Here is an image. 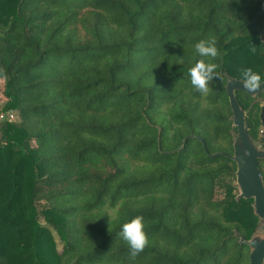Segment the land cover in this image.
<instances>
[{"label":"trees","instance_id":"trees-1","mask_svg":"<svg viewBox=\"0 0 264 264\" xmlns=\"http://www.w3.org/2000/svg\"><path fill=\"white\" fill-rule=\"evenodd\" d=\"M263 29L264 0H0V264H249L234 233L261 220L236 199L225 77L264 81ZM209 39L215 60L194 48ZM200 59L222 77L206 97ZM137 216L133 259L118 233Z\"/></svg>","mask_w":264,"mask_h":264},{"label":"water","instance_id":"water-1","mask_svg":"<svg viewBox=\"0 0 264 264\" xmlns=\"http://www.w3.org/2000/svg\"><path fill=\"white\" fill-rule=\"evenodd\" d=\"M262 36H264V30ZM261 84L258 92L250 93L243 87L241 81L227 78L225 88L232 114L231 120L235 128V131L232 132L234 135L233 155L229 158L236 164L237 168L235 176L239 194L236 199L253 200L254 215L258 219L264 220V183L258 168V161L264 160V149L258 147L250 138L245 120L252 107L261 103L260 118L264 127V103L260 99H256L246 111H243L235 96L236 91H241L255 99L264 93V82ZM186 140L187 138L183 140L182 146L176 151L183 148ZM234 236L239 239L240 245L245 244L249 247V264H264V229L255 233L249 241H245L237 231H235Z\"/></svg>","mask_w":264,"mask_h":264},{"label":"clouds","instance_id":"clouds-1","mask_svg":"<svg viewBox=\"0 0 264 264\" xmlns=\"http://www.w3.org/2000/svg\"><path fill=\"white\" fill-rule=\"evenodd\" d=\"M196 53L202 58H211L215 60L220 53L216 47L215 39L200 40L194 45ZM250 51L254 54L256 46L252 45ZM219 67L216 63H206L204 59L198 60L192 67L188 69V76L193 89L206 97L211 88L210 83L214 79L222 77L216 71ZM0 74L3 70L0 69ZM243 87L250 93H256L261 88V76L254 72L251 68L241 70ZM118 236L127 244L130 250V256L134 259L141 253L148 244V237L144 231L143 217L137 216L130 222L124 223Z\"/></svg>","mask_w":264,"mask_h":264},{"label":"flooded vegetation","instance_id":"flooded-vegetation-1","mask_svg":"<svg viewBox=\"0 0 264 264\" xmlns=\"http://www.w3.org/2000/svg\"><path fill=\"white\" fill-rule=\"evenodd\" d=\"M264 30V29H263ZM263 30H261L260 31V33H259V40L262 42V43H264V36H262L261 37V34H262V32H263ZM226 78V83H225V87H226V84H227V78H231V77H225ZM232 79H234V78H232ZM235 80H237V79H235ZM262 82H264V81H262ZM261 82V83H262ZM225 90H226V88H225ZM237 92H239V91H236V93ZM241 92V91H240ZM226 94H227V92H226ZM261 96V95H260ZM260 96H258L257 98H255V99H253V102L256 100V99H260L261 100V98H260ZM261 102H262V100H261ZM257 104H261V103H257ZM262 106V105H261ZM261 110H262V108H261ZM261 114V113H260ZM260 120H261V118H260ZM261 124H262V122H261ZM262 127H263V125H262ZM264 128V127H263ZM260 161V160H259Z\"/></svg>","mask_w":264,"mask_h":264},{"label":"rangeland","instance_id":"rangeland-1","mask_svg":"<svg viewBox=\"0 0 264 264\" xmlns=\"http://www.w3.org/2000/svg\"><path fill=\"white\" fill-rule=\"evenodd\" d=\"M0 89H1V85H0ZM1 105V104H0ZM259 226H260V230H263L264 229V220H261L259 222Z\"/></svg>","mask_w":264,"mask_h":264},{"label":"built area","instance_id":"built-area-1","mask_svg":"<svg viewBox=\"0 0 264 264\" xmlns=\"http://www.w3.org/2000/svg\"><path fill=\"white\" fill-rule=\"evenodd\" d=\"M8 118L13 119V115L11 113H9Z\"/></svg>","mask_w":264,"mask_h":264}]
</instances>
